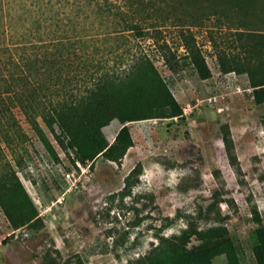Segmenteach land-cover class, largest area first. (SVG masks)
Masks as SVG:
<instances>
[{
  "label": "rangeland",
  "instance_id": "obj_1",
  "mask_svg": "<svg viewBox=\"0 0 264 264\" xmlns=\"http://www.w3.org/2000/svg\"><path fill=\"white\" fill-rule=\"evenodd\" d=\"M157 2L168 17L160 41L177 63H164L153 38L139 45L182 113L128 121L133 145L120 162L80 163L56 124L47 128L33 109L40 137L3 94L15 122L0 126V264H196L201 233L211 237L205 246H229L231 264H264L254 252L264 226V102L254 101L243 65L221 68L248 55L246 42L264 60V0ZM180 29L191 31L209 77L193 66ZM120 125L102 128L109 141ZM13 202L35 219L15 228L4 211Z\"/></svg>",
  "mask_w": 264,
  "mask_h": 264
},
{
  "label": "trees",
  "instance_id": "obj_2",
  "mask_svg": "<svg viewBox=\"0 0 264 264\" xmlns=\"http://www.w3.org/2000/svg\"><path fill=\"white\" fill-rule=\"evenodd\" d=\"M167 18L157 0H0V126L15 122L3 96L7 93L40 137L44 131L33 109L47 128L53 130L56 124L80 163L92 164L98 155L120 162L133 145L128 121L182 113L153 57L139 45L141 39L153 38L164 63L174 68L175 51L166 40L160 41V26ZM180 36L199 75L209 77L191 31L180 29ZM244 46L248 55L240 63L224 62L221 68L229 72L243 65L253 99L262 103L264 60L253 55L256 45ZM112 119L121 125L109 141L102 128ZM4 211L15 228L30 224L37 215L34 209L24 210L21 202L4 206ZM256 236L254 252L262 259V224ZM199 238L211 241L206 233ZM204 243L192 251L196 264H211L220 254L228 264L234 260L227 244Z\"/></svg>",
  "mask_w": 264,
  "mask_h": 264
},
{
  "label": "built area",
  "instance_id": "obj_3",
  "mask_svg": "<svg viewBox=\"0 0 264 264\" xmlns=\"http://www.w3.org/2000/svg\"><path fill=\"white\" fill-rule=\"evenodd\" d=\"M66 175L69 177L70 176V172H66Z\"/></svg>",
  "mask_w": 264,
  "mask_h": 264
}]
</instances>
